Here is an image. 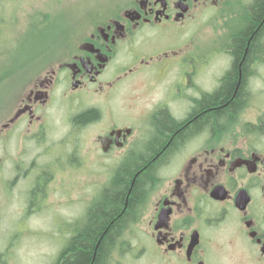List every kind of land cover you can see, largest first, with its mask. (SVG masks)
<instances>
[{
  "label": "flooded vegetation",
  "instance_id": "af4514ba",
  "mask_svg": "<svg viewBox=\"0 0 264 264\" xmlns=\"http://www.w3.org/2000/svg\"><path fill=\"white\" fill-rule=\"evenodd\" d=\"M261 1L111 0L93 9L51 45L58 50L46 73L13 103L11 95L4 129L8 161L16 160L14 174L0 167V182L7 191L35 183L29 204L41 208L46 187L60 186L57 176H98L86 225L119 177L152 164L153 179L104 264H264V16L252 23ZM196 34L208 41L193 40ZM49 57L43 51L34 60ZM236 72L227 99L223 89ZM242 81L238 103L199 127L207 111L225 104L209 101L224 96L228 105ZM55 109L63 113L58 124ZM163 121L178 134L168 149ZM59 124L69 135L57 142ZM12 143L21 147L17 158ZM47 156H54L50 181L37 172ZM68 232L55 264L79 234Z\"/></svg>",
  "mask_w": 264,
  "mask_h": 264
},
{
  "label": "rangeland",
  "instance_id": "374dc122",
  "mask_svg": "<svg viewBox=\"0 0 264 264\" xmlns=\"http://www.w3.org/2000/svg\"><path fill=\"white\" fill-rule=\"evenodd\" d=\"M110 1L0 0V160L4 159L0 167L5 174H14L12 170L16 160L13 163L8 161V129H4V125L8 124L11 95L13 103L24 88L46 73L58 50L51 45H57L75 25L84 23L93 9ZM204 37L196 34L192 39L208 41ZM43 51L50 56L49 59L35 61V57ZM11 71L15 74L8 79V72ZM126 110L133 111L132 108ZM62 114L58 109L53 110L56 124ZM59 125L53 126L54 139H51L57 142L67 140L69 135L67 126ZM17 145H10L16 158L21 150ZM53 160L54 156L38 160L41 167L37 172L43 169L41 179L52 180L49 168L54 165ZM32 176V180L39 177ZM57 177H60V186L55 182L48 184L41 208L29 204L31 193L38 187L35 183L22 181L16 186L8 183L11 187L7 191L0 182V264H52L62 246L61 240L86 217L90 197L101 188L98 176L92 178V182L86 172ZM87 180L88 184H92L89 190L84 187ZM69 182L77 183V187ZM59 226L65 229L66 234L59 232Z\"/></svg>",
  "mask_w": 264,
  "mask_h": 264
},
{
  "label": "trees",
  "instance_id": "16d2710c",
  "mask_svg": "<svg viewBox=\"0 0 264 264\" xmlns=\"http://www.w3.org/2000/svg\"><path fill=\"white\" fill-rule=\"evenodd\" d=\"M263 16L264 0L259 3L256 15L252 19L253 26L257 25ZM248 35L249 33L242 35L237 43L239 56L244 51L245 44L249 38ZM252 46L253 40L249 51ZM237 82L236 72L223 89V95L227 99L233 97ZM242 83L243 81L238 86L234 99L228 105H226L228 102L224 96L210 100L209 102L213 104L220 103L221 98L225 102L224 107H221V110L207 111L197 125L200 127L202 124H215L223 114L228 112L233 101L238 103L242 92ZM161 130L165 134V144L170 142L168 149L177 140L178 134L173 137L175 133L174 127L165 121L162 122ZM151 165L147 167H144V165L139 171H127L116 180L114 188L110 190L105 200L93 208L89 215V224H84L83 228L77 227L79 234L75 239L71 240L68 250L65 251L69 255L65 257L64 254L59 264H104L106 253L113 245L127 215L132 214L135 204L142 199L146 184L153 179ZM52 264H55V261Z\"/></svg>",
  "mask_w": 264,
  "mask_h": 264
},
{
  "label": "bare ground",
  "instance_id": "6f19581e",
  "mask_svg": "<svg viewBox=\"0 0 264 264\" xmlns=\"http://www.w3.org/2000/svg\"><path fill=\"white\" fill-rule=\"evenodd\" d=\"M113 188H114V186H113ZM113 188H111V189H113ZM109 193H110V192H109ZM96 206H97V204H94V205L91 207V209H90V211H89V214L93 211V208H95ZM87 215H88V212H87V214H86V217H85L84 220L81 222V224L78 225V227H81V228H82V226L85 224V221H86ZM77 229H78V228H77ZM61 244H62L63 246H66L62 241H61Z\"/></svg>",
  "mask_w": 264,
  "mask_h": 264
}]
</instances>
